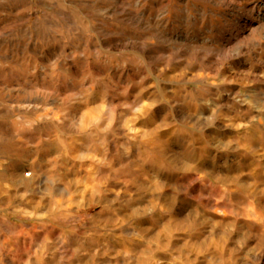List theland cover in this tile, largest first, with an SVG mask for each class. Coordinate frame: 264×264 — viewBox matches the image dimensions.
I'll return each mask as SVG.
<instances>
[{
	"label": "clouds",
	"instance_id": "9594fccd",
	"mask_svg": "<svg viewBox=\"0 0 264 264\" xmlns=\"http://www.w3.org/2000/svg\"><path fill=\"white\" fill-rule=\"evenodd\" d=\"M0 264H264V0H0Z\"/></svg>",
	"mask_w": 264,
	"mask_h": 264
}]
</instances>
